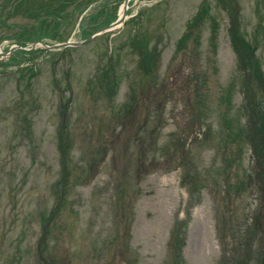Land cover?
<instances>
[{"label": "rangeland", "instance_id": "obj_1", "mask_svg": "<svg viewBox=\"0 0 264 264\" xmlns=\"http://www.w3.org/2000/svg\"><path fill=\"white\" fill-rule=\"evenodd\" d=\"M123 2L0 0V50ZM128 5L0 63V264H264V0Z\"/></svg>", "mask_w": 264, "mask_h": 264}, {"label": "trees", "instance_id": "obj_2", "mask_svg": "<svg viewBox=\"0 0 264 264\" xmlns=\"http://www.w3.org/2000/svg\"><path fill=\"white\" fill-rule=\"evenodd\" d=\"M202 13H204V11L202 12ZM201 15H200V12L196 15V17H195V19H194V22H197V21H199V20H201ZM234 26V25H233ZM236 26V25H235ZM231 39H232V41L234 42V47H235V51H236V53H237V55H238V59H239V61H241V62H245V63H249V65H251V61H252V57H249L248 58V54H250V52H249V49H250V47H249V44L247 43V42H245L243 39H242V37H241V35L239 34V32H238V30H236V31H233L232 29H231ZM251 50V49H250ZM24 53V51H22V50H17L14 54H13V57H12V61L15 59V57H17L16 55H18L19 53ZM245 52H247V54L245 53ZM31 53H33V51H30V52H28V54H31ZM250 69V68H249ZM251 132L250 131H248V133L246 132V136L247 137H250L251 136ZM264 139V138H263ZM262 143V142H261ZM263 145V144H262ZM175 242V241H174ZM177 243H178V241H177ZM176 243V244H177ZM178 255L176 254V257H177Z\"/></svg>", "mask_w": 264, "mask_h": 264}, {"label": "water", "instance_id": "obj_3", "mask_svg": "<svg viewBox=\"0 0 264 264\" xmlns=\"http://www.w3.org/2000/svg\"><path fill=\"white\" fill-rule=\"evenodd\" d=\"M127 2H128V0H125L124 5H123V13H122V15L116 21L111 23L109 26H107V27H105L103 29H100V31L101 30H108L109 28L114 27L115 25L119 24L125 18V10L127 8ZM80 43L81 42L67 41V42H63V43H57V44H54V45H51V46L44 44V46L46 48H55V47L68 46V45H79ZM10 50H12V48ZM0 54H2V53H0Z\"/></svg>", "mask_w": 264, "mask_h": 264}, {"label": "bare ground", "instance_id": "obj_4", "mask_svg": "<svg viewBox=\"0 0 264 264\" xmlns=\"http://www.w3.org/2000/svg\"><path fill=\"white\" fill-rule=\"evenodd\" d=\"M122 13V9L120 10V14Z\"/></svg>", "mask_w": 264, "mask_h": 264}]
</instances>
